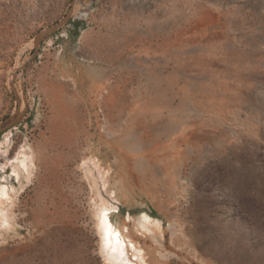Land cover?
I'll return each instance as SVG.
<instances>
[{
  "label": "rangeland",
  "instance_id": "obj_1",
  "mask_svg": "<svg viewBox=\"0 0 264 264\" xmlns=\"http://www.w3.org/2000/svg\"><path fill=\"white\" fill-rule=\"evenodd\" d=\"M16 113L0 264H106L101 198L161 220L150 264H264V0H0Z\"/></svg>",
  "mask_w": 264,
  "mask_h": 264
},
{
  "label": "bare ground",
  "instance_id": "obj_2",
  "mask_svg": "<svg viewBox=\"0 0 264 264\" xmlns=\"http://www.w3.org/2000/svg\"><path fill=\"white\" fill-rule=\"evenodd\" d=\"M26 160V158L22 159L21 164L26 166ZM95 165L99 169L101 168L98 161L95 162ZM0 168H3V165H0ZM108 171L100 170L102 177L106 178L105 186L108 183L106 177ZM12 199L9 187L5 184H0V225L2 226L11 224ZM116 212H118V206L109 203L103 198L97 203L95 212L96 226L100 236V249L104 262L106 264H150L147 250L141 241L152 240L156 243L161 242L163 236L161 220L147 213H142L136 219L128 215L122 222L115 223L112 220V214ZM131 221L133 222L132 224Z\"/></svg>",
  "mask_w": 264,
  "mask_h": 264
},
{
  "label": "water",
  "instance_id": "obj_3",
  "mask_svg": "<svg viewBox=\"0 0 264 264\" xmlns=\"http://www.w3.org/2000/svg\"><path fill=\"white\" fill-rule=\"evenodd\" d=\"M61 24L62 23L39 33L35 39V43L38 44L41 41V39L46 38L47 36L54 33L56 30H58ZM19 119H20V114L16 113L11 118H9L6 122L0 125V132L3 131L4 129H7L8 127H12L15 124H17L19 122Z\"/></svg>",
  "mask_w": 264,
  "mask_h": 264
},
{
  "label": "trees",
  "instance_id": "obj_4",
  "mask_svg": "<svg viewBox=\"0 0 264 264\" xmlns=\"http://www.w3.org/2000/svg\"><path fill=\"white\" fill-rule=\"evenodd\" d=\"M81 26V23H76V27L79 28Z\"/></svg>",
  "mask_w": 264,
  "mask_h": 264
}]
</instances>
